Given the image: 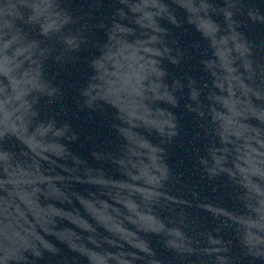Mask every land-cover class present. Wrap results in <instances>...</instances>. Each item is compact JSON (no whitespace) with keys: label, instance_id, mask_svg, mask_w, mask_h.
Listing matches in <instances>:
<instances>
[{"label":"water","instance_id":"95a60500","mask_svg":"<svg viewBox=\"0 0 264 264\" xmlns=\"http://www.w3.org/2000/svg\"><path fill=\"white\" fill-rule=\"evenodd\" d=\"M0 264H264V0H0Z\"/></svg>","mask_w":264,"mask_h":264}]
</instances>
